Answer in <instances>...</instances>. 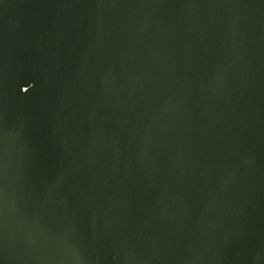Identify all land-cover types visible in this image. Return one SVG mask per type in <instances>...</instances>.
<instances>
[{"label":"water","instance_id":"water-1","mask_svg":"<svg viewBox=\"0 0 264 264\" xmlns=\"http://www.w3.org/2000/svg\"><path fill=\"white\" fill-rule=\"evenodd\" d=\"M0 264H264V0H0Z\"/></svg>","mask_w":264,"mask_h":264}]
</instances>
